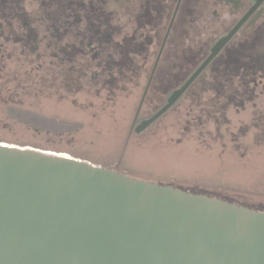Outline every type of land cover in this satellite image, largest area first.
Masks as SVG:
<instances>
[{
	"label": "rangeland",
	"instance_id": "1",
	"mask_svg": "<svg viewBox=\"0 0 264 264\" xmlns=\"http://www.w3.org/2000/svg\"><path fill=\"white\" fill-rule=\"evenodd\" d=\"M97 13L102 27L90 22ZM140 14V4L122 0H0V142L264 212L263 47L237 46L236 62L224 56L212 65L217 76L201 75L136 133L132 119L165 31L164 25L148 47L154 34L141 28ZM173 49L167 43L161 52L149 86L155 100L143 102L139 119L155 112L193 67L195 60ZM236 66L239 76L224 75ZM48 71L65 77L59 88L42 83ZM201 88L207 94H198Z\"/></svg>",
	"mask_w": 264,
	"mask_h": 264
},
{
	"label": "water",
	"instance_id": "2",
	"mask_svg": "<svg viewBox=\"0 0 264 264\" xmlns=\"http://www.w3.org/2000/svg\"><path fill=\"white\" fill-rule=\"evenodd\" d=\"M173 17L133 132L166 112L237 29L135 125ZM0 264H264V212L68 154L0 142Z\"/></svg>",
	"mask_w": 264,
	"mask_h": 264
},
{
	"label": "flooded vegetation",
	"instance_id": "3",
	"mask_svg": "<svg viewBox=\"0 0 264 264\" xmlns=\"http://www.w3.org/2000/svg\"><path fill=\"white\" fill-rule=\"evenodd\" d=\"M113 1L119 2V0ZM122 2L140 4L139 23L146 30H159L165 25V34L170 19L174 15L164 46L170 43L178 58L184 54L187 62L194 60L193 64L197 62L190 71L182 72L181 75L185 79L205 59L215 42L227 35L236 26L237 29L198 77L203 74L209 75V77L217 76L215 69H218L219 66L213 69L212 65L216 62L223 63L224 56L230 55L228 56L230 57V64L236 62L237 57L242 56H238L237 49H235L237 46H262L260 56L264 57V0H122ZM165 19H168L166 24H164ZM150 41L154 42L156 39ZM209 69H211L210 72H208ZM236 69L238 70L230 69L229 72L223 73L230 77L239 76L241 70L239 71L238 66ZM255 73L257 76L259 72ZM138 119L139 117H137L135 125L144 118Z\"/></svg>",
	"mask_w": 264,
	"mask_h": 264
},
{
	"label": "trees",
	"instance_id": "4",
	"mask_svg": "<svg viewBox=\"0 0 264 264\" xmlns=\"http://www.w3.org/2000/svg\"><path fill=\"white\" fill-rule=\"evenodd\" d=\"M99 2V4H100V1H98ZM114 2V1H113ZM116 2H114V4H115ZM113 4V3H112ZM98 7V6H97ZM100 11L102 12L103 10H102V8L100 9ZM100 12V13H101ZM100 13H97L96 15V19H94V17L92 18V20H90V22H91V24H95L96 22H99V23H97L99 26H101L102 27V24H103V22H101L100 20H102L103 19V15H101ZM92 16H93V14H92ZM112 17V16H111ZM106 19H107V17H106ZM105 19V20H106ZM104 20V21H105ZM96 21V22H95ZM139 21H140V19H139ZM95 22V23H94ZM107 26V25H106ZM142 28V27H141ZM116 30V29H115ZM119 30V29H118ZM148 31V30H147ZM150 31V30H149ZM160 30H155V31H153V32H151V33H153L154 35L152 36V37H150L149 39H148V43H147V46L148 47H150V46H153V44L154 43H156V41H157V33L159 32ZM151 39H156V41H154V42H151L150 40ZM146 63H147V60H144V62H143V66H142V68H145V65H146ZM193 65H196V63H194ZM240 68V67H239ZM188 70V69H187ZM186 70V71H187ZM58 71V70H57ZM190 71V70H189ZM60 72V71H59ZM155 72V71H154ZM145 73V70H143V69H141L139 72H138V76L136 77V81L138 80V78L139 77H141L143 74ZM58 73H50L49 71L47 72V73H44L43 75H44V77L43 78H41L42 79V83H44V85L46 86V87H48V88H56V87H60L61 86V83H62V80H61V76L60 75H57ZM252 76V75H251ZM153 77H154V75L152 76V79H153ZM254 77V76H253ZM62 78H65V77H63L62 76ZM119 79L121 78V79H130V78H128V77H126V76H123V77H118ZM161 78H163V76L161 77ZM165 78V77H164ZM198 78L199 77H197L191 84H190V86L188 87V89H186V91L182 94V96L188 91V90H190V88H192V85H194V83H196V81L198 80ZM252 78V77H251ZM152 79H151V82H152ZM185 80V77H183V80L181 81V83L183 82ZM122 82V80L120 81V83ZM151 82H150V84H151ZM117 83L118 82H116V83H114V84H111V86L112 85H114V86H116L117 85ZM180 85V84H179ZM178 85V86H179ZM104 86H106V89L110 86V84H105L104 83ZM150 86V85H149ZM177 86V87H178ZM3 86H0V91H2V88ZM117 89H119V88H117ZM40 90H42V88H40ZM171 90V89H170ZM169 90V91H170ZM205 89H202L201 88V90H199V92H198V94L199 93H202L203 95H205V94H207L206 92H203ZM207 92L209 91V90H206ZM153 94H155V93H153V89L151 88V87H148V90H147V93H146V95H145V98H144V103H147V104H149L151 101H154L155 99V96H153ZM162 94V93H161ZM165 94V93H164ZM166 94H168V91L166 92ZM198 94H196V93H194V95H196V97L198 96ZM156 95V94H155ZM181 96V97H182ZM180 97V98H181ZM196 97H195V99H196ZM179 98V99H180ZM198 98V97H197ZM178 99V100H179ZM198 100H199V98H198ZM164 102H165V99H164ZM176 103V102H175ZM237 104V103H236ZM163 105V104H162ZM161 105V106H162ZM174 105V104H173ZM172 105V106H173ZM171 106V107H172ZM170 107V108H171ZM169 108V109H170ZM9 144H12V143H9ZM17 145V144H16ZM19 146H25V145H19ZM34 148V147H33ZM37 149V148H36ZM46 151V150H45Z\"/></svg>",
	"mask_w": 264,
	"mask_h": 264
}]
</instances>
